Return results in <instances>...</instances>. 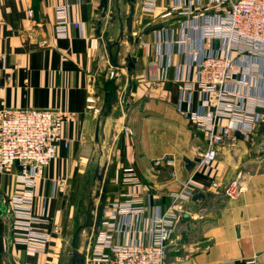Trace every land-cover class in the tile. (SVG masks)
Returning <instances> with one entry per match:
<instances>
[{
  "label": "crops",
  "instance_id": "0c3cea01",
  "mask_svg": "<svg viewBox=\"0 0 264 264\" xmlns=\"http://www.w3.org/2000/svg\"><path fill=\"white\" fill-rule=\"evenodd\" d=\"M111 1L103 11L101 0H0V111H51L60 119L61 132L56 157L34 187L33 212L49 237L44 254L29 256L13 244L7 200L15 191L17 169L0 173V264H61L68 240L75 251L80 214L74 202L93 171V180L106 192L95 220L89 218L93 208L83 216L88 252L101 223L113 213L111 205L124 202L121 195L131 191L122 182L128 168L141 183L136 199L144 212L136 218L138 231L170 206L181 211L167 244V264L175 259L180 264H264V127L249 139L236 134L235 141L218 149L212 164L202 165L205 137L177 109L175 69L162 73L157 66L153 32L141 33L130 47L126 40L117 41L123 19L112 13L118 6ZM169 5L171 0H159L157 14ZM59 7L67 9L70 22L65 39L55 34ZM137 10L140 31L161 25L142 15L140 0ZM177 23L166 26L172 29ZM117 42L120 65L126 56L134 60L130 71H111L110 48ZM181 60V54L174 55L173 65ZM123 95L126 101L120 105ZM196 104L195 96L192 110ZM235 179L245 188L235 199L212 188ZM189 186L190 200L173 204L172 195ZM131 238L150 243L140 232L115 234L114 243Z\"/></svg>",
  "mask_w": 264,
  "mask_h": 264
},
{
  "label": "built area",
  "instance_id": "2783aa9c",
  "mask_svg": "<svg viewBox=\"0 0 264 264\" xmlns=\"http://www.w3.org/2000/svg\"><path fill=\"white\" fill-rule=\"evenodd\" d=\"M158 2L140 0V11L162 25L153 32L157 66L162 73L175 69L174 82L180 86L177 109L204 135L207 148L200 163L208 166L221 146L236 140V134L249 139L264 127V0H171L157 14ZM55 14L56 37L65 39L70 23L67 9L59 7ZM170 22L178 25L169 29ZM176 54L183 60L173 65ZM195 96L197 107L192 110ZM60 134V119L51 111H0V173L17 169L15 191L7 200L9 233L13 244L29 256L44 254L48 246L49 237L38 228L41 219L33 212V196L37 178L56 157ZM122 182L131 191L121 195L124 202L111 205L113 213L101 223L103 229L93 240L86 263L167 264V244L181 211L170 206L138 231L136 218L144 212L136 199L141 183L130 168L122 171ZM212 188L226 199L245 191L239 179ZM192 192L190 186L184 187L172 195V203L189 201ZM117 216L124 221L116 223ZM137 232L140 237L147 235L150 243L135 238L114 243L115 234Z\"/></svg>",
  "mask_w": 264,
  "mask_h": 264
},
{
  "label": "rangeland",
  "instance_id": "374dc122",
  "mask_svg": "<svg viewBox=\"0 0 264 264\" xmlns=\"http://www.w3.org/2000/svg\"><path fill=\"white\" fill-rule=\"evenodd\" d=\"M139 0H133L132 2H128L126 0H112L111 3L114 5H117L118 7H114L112 9V13L117 17L120 16L123 21L118 25L120 27L119 29V43L123 40L127 46H131L132 42L134 41L133 39H139L141 37L142 31L141 29V24L139 20V15H138V10H137V2ZM112 14V17L114 15ZM144 19V18H143ZM130 23V30H128V24ZM115 25H117L115 23ZM126 33V35H124ZM120 35L123 37H120ZM128 40H127V38ZM117 42L114 46L110 48V57L112 58V61L114 60L115 62V67L111 70L115 72L117 69L121 70L128 65L130 61L133 59L130 56H126V59L124 58V65H120L121 62V55L120 57H116V46L119 45ZM109 45V46H110ZM124 46L119 47L118 53H122L124 50ZM129 52L130 48H129ZM108 66H111L110 63ZM116 68V69H115ZM125 96L123 95L120 100V105L125 104ZM93 171L91 173H88V178L86 181V187L82 190L81 193L75 198V205L78 209V213L80 214V217L78 218L77 221V234L74 236V241L75 244L73 248H76L75 251H72V247L70 246V240L67 241V245L65 249L61 253V264H85V261L83 262L84 256L86 255V248L89 244V238L85 236L86 234H83L82 229L84 226V221L85 219V213H88L89 210L92 208L94 209L93 214L89 215V218H93L92 220H95L94 214H98L99 208L101 206V196L104 193L105 196V189L106 186L101 184L96 180H93ZM105 198H103V205H104ZM96 210V211H95ZM75 229V228H74ZM92 240V239H91Z\"/></svg>",
  "mask_w": 264,
  "mask_h": 264
},
{
  "label": "water",
  "instance_id": "95a60500",
  "mask_svg": "<svg viewBox=\"0 0 264 264\" xmlns=\"http://www.w3.org/2000/svg\"><path fill=\"white\" fill-rule=\"evenodd\" d=\"M101 4H102V10L103 11H106V8H107V4H108V0H101ZM162 28V25H157V26H153V27H150V28H145L143 31H142V35L143 36H146L148 34H150L151 32H154L156 30H160ZM128 30H130V23L128 24ZM137 41H135V43H137ZM217 45V43H216ZM134 66V60L130 61L128 63V65H126V68L128 69V71H130ZM199 197H196L194 200H198ZM100 221H98V224H99Z\"/></svg>",
  "mask_w": 264,
  "mask_h": 264
},
{
  "label": "trees",
  "instance_id": "16d2710c",
  "mask_svg": "<svg viewBox=\"0 0 264 264\" xmlns=\"http://www.w3.org/2000/svg\"><path fill=\"white\" fill-rule=\"evenodd\" d=\"M110 86L113 87V95H114V92L116 91V87L113 86V83H110Z\"/></svg>",
  "mask_w": 264,
  "mask_h": 264
},
{
  "label": "flooded vegetation",
  "instance_id": "af4514ba",
  "mask_svg": "<svg viewBox=\"0 0 264 264\" xmlns=\"http://www.w3.org/2000/svg\"><path fill=\"white\" fill-rule=\"evenodd\" d=\"M133 0H129V3L132 2Z\"/></svg>",
  "mask_w": 264,
  "mask_h": 264
}]
</instances>
